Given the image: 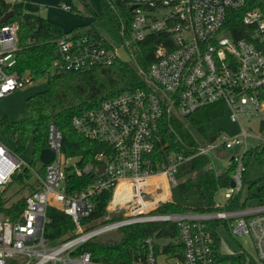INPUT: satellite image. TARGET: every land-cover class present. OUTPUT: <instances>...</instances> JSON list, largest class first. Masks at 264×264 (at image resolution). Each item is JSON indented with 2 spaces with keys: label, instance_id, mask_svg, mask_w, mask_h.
<instances>
[{
  "label": "built area",
  "instance_id": "2783aa9c",
  "mask_svg": "<svg viewBox=\"0 0 264 264\" xmlns=\"http://www.w3.org/2000/svg\"><path fill=\"white\" fill-rule=\"evenodd\" d=\"M4 1L14 4L22 0ZM129 1L133 7L127 31L119 33L122 40L114 32L112 40L68 33L55 41L53 72L109 65L116 59L125 60L124 53L136 68L141 85L72 117L77 132L103 144L90 161L79 164L80 156L66 157L61 151L62 132L55 124L48 125L47 147L53 151V159L41 163L43 174L36 173L37 186L25 195L19 216L0 215V264H115L93 259L80 247L105 232L146 222L173 223L177 235L146 236L145 252L131 264H157L160 250L173 264H264V202L227 207L242 184L243 153L264 141L248 145L247 139L254 136L240 121L264 119V0ZM61 6L70 9L65 3ZM12 16L0 25V98L33 81L28 72L19 74L14 69L19 23ZM234 31L241 35L234 36ZM149 34L160 37L144 68L136 59L138 43ZM215 104L223 105L222 115L227 113L238 124L235 134L220 133L189 156L177 153L165 160L154 156L164 120ZM223 150L234 151L228 161L233 187L226 188L225 210L155 211L171 200L182 163L198 154ZM70 159L74 160L69 163ZM23 167L34 172L0 142V189ZM67 172L92 174L94 179L84 189L69 192ZM104 190L111 191L105 214L87 220L94 211V195ZM48 206L70 216L74 226L56 242L45 236ZM219 226L232 237L246 238L248 249L231 250L220 238ZM159 240L166 241L160 249ZM178 243L181 251L164 250Z\"/></svg>",
  "mask_w": 264,
  "mask_h": 264
},
{
  "label": "trees",
  "instance_id": "16d2710c",
  "mask_svg": "<svg viewBox=\"0 0 264 264\" xmlns=\"http://www.w3.org/2000/svg\"><path fill=\"white\" fill-rule=\"evenodd\" d=\"M27 0L9 4L0 0L1 18L8 11H13L11 20H17L18 48L15 51L14 69L19 74L28 72L32 79L46 77V88L28 96L25 100L27 116L19 120L0 118V127L4 134L15 140L16 152L22 151L28 142L32 145L33 160L39 161V152L47 147V132L50 123L55 124L62 132L61 151L66 157L80 156L79 164L92 160L93 154L102 149L103 144L85 138L72 126V117L84 110L94 108L101 101L117 95L125 90L141 85L140 77L131 62L116 59L109 65H96L88 69L53 72L51 59L55 50L57 38L72 34L79 36L84 33L101 38L97 29L90 31L83 25H76L69 31L57 22L38 14L26 12L23 5ZM87 9L89 5L85 3ZM95 19L107 29H111L120 40V31H127L131 11L129 0H98V12ZM238 21V18H237ZM240 36L239 32H233ZM160 34H149L138 43L139 54L136 59L145 66L152 59L153 49ZM223 105L215 104L198 109L186 116H171L161 123L160 142L154 156L165 160L167 156L180 153L185 156L194 154L202 142L216 137L221 130L213 125V120L221 116ZM264 128V119L260 122ZM207 155H195L182 163L177 172L179 182L172 188V198L161 203L156 212H185V211H215L219 207L215 204L214 195L219 188H227L231 181L232 164L220 173H215L208 166ZM244 174L251 161L264 166V141L247 149L242 155ZM43 174V165L39 168ZM32 177L29 167H23L20 172L12 174L11 182L24 183ZM94 179L92 174L76 176L67 172L65 187L73 192L87 187ZM254 184V181L251 182ZM9 185V184H8ZM37 180L29 185L35 189ZM5 187L0 189V215L15 219L24 206V196L15 201L4 196ZM251 196L248 194L246 197ZM254 196L264 198V185L256 187ZM111 197L110 190H104L94 195V211L87 220L100 218L105 214L106 205ZM239 202V192L234 193L227 201V207L244 205ZM46 214L49 222L45 226V236L56 242L74 229L73 222L67 214L48 206ZM116 218V216H113ZM119 239L105 242L98 238L92 239L80 247V250L90 252L93 259L115 264H131L139 255L145 252L144 238L148 235L171 236L177 235V228L173 223L146 222L131 224L118 229ZM156 249H158L156 247ZM165 251H181L180 244H171L164 247Z\"/></svg>",
  "mask_w": 264,
  "mask_h": 264
},
{
  "label": "rangeland",
  "instance_id": "374dc122",
  "mask_svg": "<svg viewBox=\"0 0 264 264\" xmlns=\"http://www.w3.org/2000/svg\"><path fill=\"white\" fill-rule=\"evenodd\" d=\"M64 3L69 5V10L62 8L61 5ZM85 3L89 5L90 9L86 8ZM23 10L51 19L59 23L65 31H69L72 27L81 24L88 29H97L102 37L110 40H112L115 35L114 31L107 29L94 17V14L98 12V0H27L23 5ZM122 58L128 62L131 61L124 53L122 54ZM46 82V77L34 79L30 84L11 91L4 97L0 98V118L6 117L7 119L14 121L26 117V98L35 92L45 89ZM261 120L262 119L259 117H254L248 120L242 118L240 120L248 133L254 136L247 139L248 145H254L264 140V128H261L260 126ZM213 125L219 128L221 133L226 136H231L238 131V124L232 123L227 113L216 117L213 120ZM0 142L6 144L13 152H16L15 140L4 134L1 127ZM204 143L205 141L202 142L201 145ZM233 152V150H223L221 152H211L207 155L210 160L211 168L215 173H220L227 169L229 158ZM16 153L29 164L33 160L32 145L30 142L26 144L22 151ZM73 160L74 159H70L68 162L71 163ZM40 167L41 162L38 160L35 161L33 165L34 172L30 169L32 177L24 183L16 181L9 183V185L5 186L4 196L10 197L9 201H15L19 197L26 195L30 190L29 185L36 177V173H39ZM252 181H254L253 185L251 184ZM260 185H264V166L257 164L255 161H251L244 174L243 183L237 191L234 190V193L239 192V202L244 200V206H252L264 202V198L254 196L256 187ZM225 192L226 188H219L214 195L215 204L222 210L226 209L225 205L227 197L225 196ZM248 194H251V196L246 197ZM171 198L172 194L170 199ZM218 234L231 250L236 251L240 247L248 249L249 244L246 238L241 236L232 237L225 227L219 226ZM119 236L120 232L117 229L105 232L97 238L105 242H111L119 239ZM165 242V240L158 241L159 249ZM157 264H173V260L160 250L157 253Z\"/></svg>",
  "mask_w": 264,
  "mask_h": 264
},
{
  "label": "water",
  "instance_id": "95a60500",
  "mask_svg": "<svg viewBox=\"0 0 264 264\" xmlns=\"http://www.w3.org/2000/svg\"><path fill=\"white\" fill-rule=\"evenodd\" d=\"M132 7L133 6H130V9H132ZM12 15H13V11L12 10L8 11L1 18V22H5ZM90 30L91 29H89V31ZM53 156H54L53 151L51 149H49L48 147H45V148L41 149L40 152H39V161L41 163H44V164L49 163L53 159ZM100 168H102V166H100ZM230 187H233V181H230Z\"/></svg>",
  "mask_w": 264,
  "mask_h": 264
}]
</instances>
